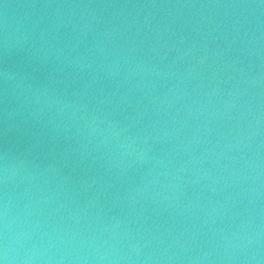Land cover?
<instances>
[{
  "label": "water",
  "instance_id": "1",
  "mask_svg": "<svg viewBox=\"0 0 264 264\" xmlns=\"http://www.w3.org/2000/svg\"><path fill=\"white\" fill-rule=\"evenodd\" d=\"M0 264H264V0H0Z\"/></svg>",
  "mask_w": 264,
  "mask_h": 264
}]
</instances>
